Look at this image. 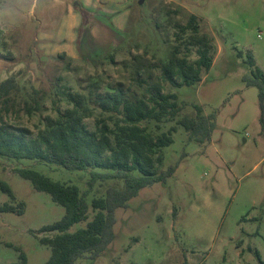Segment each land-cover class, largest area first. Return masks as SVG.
Wrapping results in <instances>:
<instances>
[{"label":"rangeland","instance_id":"1","mask_svg":"<svg viewBox=\"0 0 264 264\" xmlns=\"http://www.w3.org/2000/svg\"><path fill=\"white\" fill-rule=\"evenodd\" d=\"M80 2L0 0V84L17 82L16 109L35 94L41 106L32 115L5 118L11 128L36 137L46 117L71 107L58 96L59 87L85 97L122 89L143 98L160 83L163 93L177 95L180 112L174 120L142 123L154 136L176 127L157 165L158 173L172 168L171 176L117 209L111 244L97 258L75 264H264V129L258 90L243 82L251 75L248 52L264 71V0H117L116 9H107L109 0H95L92 9L77 7ZM69 7L80 23L65 22ZM191 16L198 32H182ZM202 38L213 61L201 81L177 88L163 81L161 67L173 57L194 62ZM194 106L215 115L206 144L189 141L177 125L195 115ZM87 107L84 124L95 131L101 113L92 102ZM116 119L108 120L110 126ZM21 168L78 187L88 204L104 198L109 187L123 186L112 179L89 189L91 170L0 157V181L13 193L11 198L0 192V207L8 204L22 213H0V264L18 262L20 252L27 264H45L51 249L40 240L55 233L40 229L64 215L49 195L15 173ZM93 215L89 210L88 221Z\"/></svg>","mask_w":264,"mask_h":264},{"label":"trees","instance_id":"2","mask_svg":"<svg viewBox=\"0 0 264 264\" xmlns=\"http://www.w3.org/2000/svg\"><path fill=\"white\" fill-rule=\"evenodd\" d=\"M186 28L198 32L194 16L180 30L184 32ZM197 42V59L190 63L184 57H173L161 67L163 81L175 88L193 86L201 81L202 72L210 70L213 60L208 41L202 38ZM238 56L241 57V53ZM246 62L251 67V75L244 76L243 82L258 90L259 120L264 129V71L256 65L250 52ZM57 94L71 107L56 118L46 117L45 129L30 138L26 131L12 129L5 118L12 113L32 115L39 112L41 106L37 94L31 96L32 102L24 101L22 109H16L17 82L10 78L0 84V157L42 162L67 171L91 170L89 189L98 181L117 179L123 182L122 188L109 187L104 198L93 199L88 204L74 185L54 182L33 169L15 170L19 177L32 184L35 191L49 195L52 202L64 209L58 222L40 229V232L55 233L51 238L40 240L51 249L45 264H75L83 258H97L111 244L117 209L125 208L140 190L163 183L171 176L172 168L158 173L157 165L163 161L161 150L173 143L176 127L154 136L142 123L174 120L180 106L177 95L163 93L160 83L146 89L143 98L122 89L104 94L90 91L89 97H85L59 87ZM88 102L96 105L101 113L95 120V131H90L84 124V119L90 116ZM194 109L193 117H183L177 125L184 128L189 141L206 144L215 129V115H204L200 106H194ZM114 116L117 119L110 126L108 120ZM0 192L13 198L9 185L3 181H0ZM89 210L94 213L90 221ZM14 211L22 214L8 204L0 207V213ZM79 223H86L85 227L70 231ZM7 264H27L26 256L20 252L18 262Z\"/></svg>","mask_w":264,"mask_h":264},{"label":"crops","instance_id":"3","mask_svg":"<svg viewBox=\"0 0 264 264\" xmlns=\"http://www.w3.org/2000/svg\"><path fill=\"white\" fill-rule=\"evenodd\" d=\"M110 1V5L107 6V9H116L115 7H118L119 5H117V0H109ZM100 5V3L98 2L97 5ZM76 6H81V8L83 9H92L91 7H95L96 6V3H95V0H81L80 4L77 3ZM120 7V6H119ZM104 8V5L103 7L99 8V9H103ZM69 10L70 9H75V8H71L69 7L68 8ZM106 9V8H104ZM68 10V11H69ZM74 14V12H72ZM71 16V17H70ZM65 22L68 24H71V23H80V18L79 17H75L73 15H71V10L68 12V15L65 16ZM67 29V28H66ZM67 31V30H66Z\"/></svg>","mask_w":264,"mask_h":264}]
</instances>
